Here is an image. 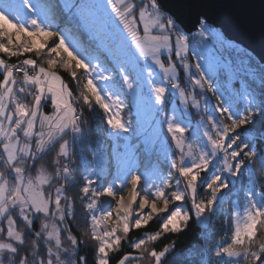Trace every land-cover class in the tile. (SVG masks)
<instances>
[{
  "label": "snow or ice",
  "instance_id": "obj_1",
  "mask_svg": "<svg viewBox=\"0 0 264 264\" xmlns=\"http://www.w3.org/2000/svg\"><path fill=\"white\" fill-rule=\"evenodd\" d=\"M14 11L18 9L9 0H0V54L8 57L34 54L37 58L44 56L47 59L38 63L29 55L18 64H9L0 56L3 73L0 79V165L5 169L0 170V264H88L87 256L79 254L84 241L67 222L69 217H75V201L67 195L68 182L74 181L73 169L61 159L70 161L72 156L70 141L65 136L71 133L73 142L82 137L80 123L84 109L77 107L80 102L89 109L93 104L98 105L117 136L130 132L132 122L121 115L127 105L117 94L116 85L109 83L114 76L103 74L111 70L99 63V52L86 60L66 43L67 37L61 31L53 30L47 17L21 22L19 16L12 15ZM77 11L86 27L94 29L102 21L110 28L114 46H105L104 52L123 84L135 93L140 107L156 117L167 103L168 87L152 78L153 67L147 63L150 59L163 73V80L178 93L182 104L200 108L196 96L180 86L176 64L171 60L174 53L183 69H190L189 63L185 62L189 51L188 37L175 18L164 11L160 0H147L146 3L140 0V6L131 0H104L103 3L80 4ZM199 23L203 36L207 31L203 25L207 22L201 20ZM124 32L134 47L125 43ZM165 52L169 56L167 64L161 59ZM93 60L98 63L93 64ZM141 61L148 70L147 83L151 85L147 94L141 93L145 79ZM194 67L196 71L188 75L191 84L216 91L202 65L196 63ZM61 70L68 72L81 87L78 96H74L69 83L60 74ZM80 72L83 73L82 81L78 76ZM16 73H22V80L17 79ZM98 81L105 82L104 88ZM109 87L114 91L105 93L104 89ZM23 95L30 96L31 101L24 102ZM49 103L52 111L46 113L44 108ZM224 103L228 106L220 105L217 97L220 106L201 117L202 135L197 129L191 141L185 135L186 123L175 115L154 120L153 142L164 148L169 165L167 172L162 169L147 172L142 182V175L133 170L134 162L122 161L117 177L121 179V186L115 187V181H112L103 191L93 187L95 181L90 176L83 178L85 182L79 189V198L87 201L84 207L91 214L90 219L85 220L87 230L84 235L96 242L95 264H110V253L119 251L122 240L130 231L146 227L154 218L161 220L159 228L130 244L139 255L126 252L117 264H139L146 253L154 264H162L169 246L148 252L150 242L157 241L165 233H179L187 227L193 213L198 223L207 224L209 214L223 203L225 190L229 189L228 177L240 173L245 158L252 159L256 155L251 142L245 143L241 139L243 134L251 141L255 131L244 126L253 125L257 115L264 118V100L247 98V107L243 111L238 110L233 98ZM33 140L35 150L31 146ZM57 144L56 157L51 161L54 172H49L48 165L39 162ZM89 172L91 174L92 170ZM127 177H130L127 182L131 187L125 196L123 183ZM54 180L64 183H59L53 191ZM199 189H206L207 196L199 197ZM246 195L243 222L237 213L231 242L215 249L218 264L224 256L232 259L223 264H240L237 258L241 257L244 264H256L264 257V242L253 247L258 231L264 228V203L255 201L254 191H248ZM102 196L112 198L115 207L98 216L95 213L99 211ZM261 196L264 197V193ZM186 199L190 200V210L176 203ZM37 219H40L38 226L34 223ZM5 220L6 228L2 226ZM18 220L23 224L22 229L18 228Z\"/></svg>",
  "mask_w": 264,
  "mask_h": 264
},
{
  "label": "rangeland",
  "instance_id": "obj_2",
  "mask_svg": "<svg viewBox=\"0 0 264 264\" xmlns=\"http://www.w3.org/2000/svg\"><path fill=\"white\" fill-rule=\"evenodd\" d=\"M9 2H11L14 5L15 9H18V11H14L12 15L19 16L21 18V22L27 21L28 19L31 18L44 19L45 17H47L48 21H50L52 24L53 30H59V31L64 30L62 31V33L67 37L66 43H68L70 47L75 48L81 54V56L86 59L85 56L86 52L82 49V47L77 45L76 41L74 42L70 39L71 35L68 32L72 28L66 26L67 21L58 20L57 22H53L49 19V15H50L49 7L47 8L42 6L39 0H9ZM58 2L60 3L62 9V13L59 12L60 14H58V16H61L62 18H65L67 16L68 18H70L72 22L75 23L76 30L79 32L80 35L78 36L80 38L81 37L83 38L84 36L86 37L87 34L89 39H92L94 42H96V47L98 46L99 49H101L105 54L106 61L102 57L99 62L104 65L102 66L104 68H107L105 66L106 64L107 66L111 65L112 70L110 69V67H108L107 69L111 71H104L103 74L114 76V80L110 81L109 83H115V82L117 83L116 84V89H118L117 94L120 95V98L127 105V107L124 108V110L125 109L128 110V113L124 117V119L125 120L131 119L132 122L135 121L132 124V128L131 131L129 132L130 133L129 135H125L126 134L125 133L120 136H117L114 132H112L110 126L107 124V118L105 119V121H102L99 118V125L97 127L100 128V125L102 123H105L107 124V129L109 130V132L105 133L106 135L104 136L106 137L105 143L107 148L106 150L107 155L103 157L101 154H98L99 153L98 151H95L93 153V161L91 165L85 166V176H90V178L93 181H95L93 187H96L97 191H103V189L108 186V183L112 181H115V187L119 188L121 186V179H117V177L120 176L119 167L122 161L134 162L136 167L133 170L136 172H138V170L140 169L139 166L142 163L146 162L147 165L149 164V161H151V159H154V161H152V164L155 162L157 164L158 162L160 163V167H157L155 170L162 169L165 172L169 170V165L164 154L163 146L159 143L153 142V135H154L153 122L155 119L163 120L165 116L171 117L175 115L178 119L183 120L186 123L187 131L185 135L188 138V140L191 141V139L194 136H196L197 129L200 130V134L202 135L203 129L200 128V124H199L202 116L211 114L214 110H217L220 105H222L223 107H227L228 105L227 103H224V101L228 100L229 98L235 99L237 102L238 110L243 111V109L247 107L246 104L247 98H255L257 100V94L251 88V86L264 87V73L259 67L253 65L249 55L243 51L244 49H246L245 47L233 41L228 40L223 35V32H221L220 29L216 28L212 24L206 23L205 25H203L207 29V31L203 36H201L200 28L202 25L199 27L197 31H194L193 33H188L185 30H183V28L177 22L178 27L188 37L189 51L187 53L185 62L189 63L191 67L188 71H185L179 61V58L175 57L174 53L171 56V60L176 64L178 82L180 83V86L184 88L186 92H190L193 95H195L196 98L200 101L201 106L199 109H196V108H192L191 106L186 107L184 104H182L178 93L175 92L163 80V73L161 72L159 67L153 65L152 61L149 59L147 63L149 65H152L154 72L152 78L157 83H164L165 86L168 87V92L166 93L167 103L164 107V111L160 112L158 116L154 117L151 111L145 110L139 106L135 93L132 90H129L127 86L123 84L122 78L115 71L113 63L108 60L107 55L104 52L105 46L107 47L114 46V38H112L111 36L110 28L105 26L102 21L98 22L94 29L86 27L85 24L80 19V16L78 15V11H77L78 5L83 3H103L104 0H58ZM131 2H134L138 6H140V0H131ZM146 2L147 0H145V3ZM109 11H111L110 6H109ZM9 19H12V16H9ZM13 23H15V21H13ZM142 35L143 32L141 30V36ZM123 38L128 46L134 47L131 38L127 35L126 32L123 33ZM115 39L118 41L119 38L117 37ZM161 59L167 64L169 59L168 54L166 52L162 53ZM92 63L96 64L97 61L96 60L92 61ZM196 63L202 65L206 73V76L212 80L213 88L217 89L216 91H212L216 96L215 98L210 96V91L207 90V86H205V89H200L192 85L191 82L188 80L189 72L194 73L196 71L194 67ZM141 67L144 69L143 77L145 78L143 87L141 89V93L147 94L151 91V85L147 83L148 70L147 68L144 67L143 61H141ZM100 70L101 69H97V71ZM131 74L133 76V80L135 81V73L132 72ZM97 83L101 88H104L105 85L104 81H98ZM104 91L105 93H107L114 91V89L109 87V88H105ZM249 93L251 94V97L248 96ZM217 97L220 98V105L217 104ZM21 99L26 103L31 101V97L27 95L21 96ZM94 106H98V105L94 104ZM205 108H207L208 110L207 112L205 111ZM173 109H175V112H173ZM44 111L46 113L48 112L46 111L45 108ZM113 111H115V109ZM122 113L123 112H121V115ZM218 114L219 113L217 111V115ZM82 120H83V115L81 122ZM107 129L105 130L107 131ZM121 136L122 137L124 136L123 137L124 148L122 150L124 155H121L122 157L119 156V153H116L117 149L121 145V142L119 141L118 137ZM65 139L70 141L72 156L70 161H62V163L68 162L69 166L73 169V175H74L77 171V165L74 161L73 145L78 140L79 141L82 140L83 137L73 142L72 134L69 133L67 136H65ZM31 146L33 150H35L34 140L32 141ZM57 146L59 148L58 144ZM153 154H156L157 156L153 157ZM177 155H178V151H177ZM89 169L92 170L91 174L89 172ZM172 171L174 172L175 170ZM241 172L240 174L238 173L234 177L233 176L228 177L229 188L233 184L236 185L238 178L240 180L243 179L244 173ZM33 175H35V173ZM144 179H146V176L142 174V182ZM127 180H130V177H127L123 183V187H124L123 194L125 196H127L128 191L130 190L131 187V185L127 182ZM52 183H53V188L51 190L54 191V187L58 185V182L54 180ZM180 188L181 190H183V183H181ZM255 193H256L255 198H258L259 192H255ZM111 201L112 198L110 197L107 196L100 197V203L98 204L99 211H97L95 214L98 216H102L107 211H113L115 205L114 203H111ZM176 203L178 205L182 204L185 210H189L190 208V200L188 199H186L183 202H176ZM246 207H247V201L245 204H243V206L238 201L235 202L234 209H232L235 215L234 216L235 221L233 222L234 230H235V223L237 220L236 214L237 213L240 214L241 223H242L244 210ZM115 218L116 217L114 214L113 219ZM209 220L207 224H200V223L199 224L202 225L203 227H207L209 224ZM259 234L260 233H258V235ZM256 240L258 241V244L260 242H264L263 238L257 237ZM65 246H68L66 241H65ZM257 246L253 245L254 248ZM212 256L213 257L211 260V264H218L215 255L213 254ZM230 259L232 258H228L227 256H224L221 258L220 264H223V261H228ZM237 259L240 260V264H244L242 257ZM203 264H209V260L205 261ZM256 264H264V257H262L260 261H257Z\"/></svg>",
  "mask_w": 264,
  "mask_h": 264
},
{
  "label": "trees",
  "instance_id": "obj_3",
  "mask_svg": "<svg viewBox=\"0 0 264 264\" xmlns=\"http://www.w3.org/2000/svg\"><path fill=\"white\" fill-rule=\"evenodd\" d=\"M44 7H49V19L53 22L67 21L66 26L72 28L68 33L71 35L70 39L72 41H76L77 45L82 47V49L86 52V59L90 56L96 55L98 52L105 59V54L99 47H96V42L92 39H89L88 35L83 38L79 37V32L76 30L75 23L72 22L70 18H62L58 16V14L62 13V9L58 0H39ZM60 12V13H59ZM54 13V15H53ZM64 30H61V32ZM79 35V36H78ZM2 39V38H0ZM6 42V41H5ZM247 53L253 63L254 66L259 67L264 73V65L258 62L257 58L249 52L247 49L243 50ZM91 54V55H90ZM31 56L33 59H37L38 63H43L47 57L37 58L34 54H24L17 57H8L4 54H0L9 64H18L19 61ZM100 58V59H101ZM95 61V60H93ZM106 61V59H105ZM102 62V60H101ZM98 63V61H97ZM100 63V62H99ZM102 66H104L101 63ZM107 68H112L111 65L107 66ZM112 70V69H111ZM60 74L62 77L69 83L70 88L73 90L74 96H78L80 91L82 90L80 86L77 85L76 81L72 79L68 72L61 70ZM16 75V74H15ZM80 80H83V73H78ZM17 77V75H16ZM3 78V73L0 72V79ZM22 80V78H18ZM117 84L116 82L114 83ZM251 88L257 94V101L264 100V87L259 86H251ZM210 96L215 98L214 92L210 91ZM78 108H83V120L81 122L82 128V140H78L73 145L74 151V161L77 165V171L73 175L74 181H69L67 185V195L71 196L75 201V217H69L68 223L72 224L73 231L76 232L80 238L84 241L80 246V255H86L88 258V264H95V247L96 242L91 239L90 236H85L84 233L87 230L85 220L90 219V213H88L87 209L84 207V204L87 202L86 200L82 201L79 193L80 187L83 186L84 177H85V166L91 165L93 161V153L98 151V154H101L103 157L107 155L106 153V137H104L108 133L107 124L102 123L100 128L99 118L102 121H105L107 116L104 114L103 110L99 108V106H94L89 109L86 105H83L82 102L78 103ZM45 109L48 112L52 111L51 105H45ZM122 117L124 118L128 110L122 111ZM131 113V112H130ZM131 117V116H130ZM131 120V119H126ZM101 121V122H102ZM132 122V120H131ZM135 122V121H134ZM132 122V124L134 123ZM245 129H252L255 131V138L250 139L246 138L245 135H241V139L244 140L245 143L251 142V146L254 148L256 155L252 159L245 158V165L242 167V172L244 173L243 179H237L236 185L233 184L229 189L225 190V196L223 198V203L218 204L216 210L212 212L210 215L209 224L207 227H203L200 225L194 214L187 225L186 228H183L179 233H165L163 234L157 241L150 242L147 245L148 252H150L153 248L157 251L162 250L165 246H169L168 253L162 258V264H203L207 260H212V255L215 252V249L219 245L226 246L231 242V236L233 234L234 226L233 222L235 221V215L232 209H234L235 202L238 201L242 206L247 201V192L254 191L259 192V197L255 198V201L260 204L264 203V197L261 196V193H264V118L260 115L255 117V121L253 125L244 126ZM107 129V131L105 130ZM102 131V132H101ZM240 132L241 130H237ZM130 133H126L125 135H129ZM124 137V136H123ZM122 136L118 137L121 142L120 147L117 149L116 153H119V156L124 155L122 150L124 148L123 141L124 138ZM139 142V141H138ZM58 151V146L55 145L51 148L46 155H44L43 160L39 163H44L48 165L49 172H54L53 166L51 165V161L56 157V153ZM157 156L153 154V157ZM122 157V156H121ZM63 161V158H61ZM154 159L149 161V164L146 165V162L142 163L139 166L138 174H145L147 172H151L155 170L157 167H160V163L155 162L152 164ZM251 166V168H250ZM168 167V166H165ZM250 168V169H249ZM0 170H5L3 165H0ZM241 172V171H240ZM241 172V173H242ZM32 173H35V170H32ZM240 174V173H239ZM250 174V175H249ZM59 183H64L63 180L57 181ZM199 197L207 196L206 189L198 190ZM190 210V208H189ZM15 217V214H13ZM41 219V218H40ZM40 219L35 220V225L38 226L40 223ZM161 223L159 218H154L152 222L149 223L146 227H143L139 230H131L130 233L122 240L121 247L119 251H115L110 253V264H117L118 259L126 252H133L137 256L139 255L138 250L132 249L130 244L144 237L145 233H154ZM18 228H23L22 222L18 220L17 222ZM6 228V220L2 225ZM258 233H260L258 235ZM257 233V237L264 239V228H261ZM262 233V235H261ZM256 237V238H257ZM29 240L31 237L28 238ZM257 241V240H256ZM258 241L256 243L257 246ZM139 264H154L152 258L146 253L144 258L139 261Z\"/></svg>",
  "mask_w": 264,
  "mask_h": 264
},
{
  "label": "water",
  "instance_id": "obj_4",
  "mask_svg": "<svg viewBox=\"0 0 264 264\" xmlns=\"http://www.w3.org/2000/svg\"><path fill=\"white\" fill-rule=\"evenodd\" d=\"M188 33L205 20L251 52L264 65V0H160Z\"/></svg>",
  "mask_w": 264,
  "mask_h": 264
},
{
  "label": "built area",
  "instance_id": "obj_5",
  "mask_svg": "<svg viewBox=\"0 0 264 264\" xmlns=\"http://www.w3.org/2000/svg\"><path fill=\"white\" fill-rule=\"evenodd\" d=\"M16 75L18 78H22V76H23L22 73H16Z\"/></svg>",
  "mask_w": 264,
  "mask_h": 264
}]
</instances>
